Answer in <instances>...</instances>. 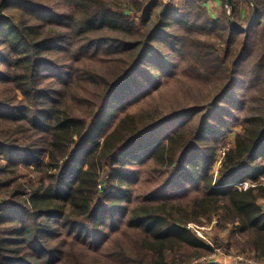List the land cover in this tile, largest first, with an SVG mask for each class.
<instances>
[{
	"label": "trees",
	"instance_id": "16d2710c",
	"mask_svg": "<svg viewBox=\"0 0 264 264\" xmlns=\"http://www.w3.org/2000/svg\"><path fill=\"white\" fill-rule=\"evenodd\" d=\"M125 1L144 29L107 0H0V264H204L213 248L187 224L219 211L261 259L264 187L237 185L264 176V0H222L217 18L206 0ZM177 73L213 90L166 115L112 109ZM237 88L252 104L214 176Z\"/></svg>",
	"mask_w": 264,
	"mask_h": 264
},
{
	"label": "rangeland",
	"instance_id": "374dc122",
	"mask_svg": "<svg viewBox=\"0 0 264 264\" xmlns=\"http://www.w3.org/2000/svg\"><path fill=\"white\" fill-rule=\"evenodd\" d=\"M107 1L114 8L119 7L122 9V11L128 16V18H130V20L139 25L141 30L144 29V27L141 26V13L134 12L135 7L133 4L128 3L125 0ZM144 1L149 2L152 0ZM156 2L160 4L158 0ZM160 2L162 4L161 7H165L163 5H166L168 0H161ZM160 10L162 9L160 8ZM159 13L160 11L156 12L155 15L149 16V21L146 24L149 25L152 21H156L158 19ZM202 38L209 39L208 36L204 34H202ZM148 74L152 75V72H148ZM142 76L141 79L144 81L145 78ZM212 90L213 88L204 79H190L187 78L185 74L177 73L175 75H170L166 80L160 81L158 88L155 90L145 89L143 92L138 93L136 97H133V95L129 96L128 100H124L122 102L115 99L112 109H114L115 112H122L121 114H138L142 112H148L152 113L153 115H166L171 114V112L174 110H178L179 108L183 107V105H193L195 102H198L205 96L209 95ZM232 91L236 97H240L241 95L245 96V105H243L244 108L239 113H237L233 109L232 104H230L232 108L229 107L228 109L221 111L225 117L217 120L215 123V129L217 132H219V135H223V138L220 139L219 143L217 144V148L213 153V159L211 161L212 167L209 171V174H214V176L218 174L222 159L225 155V151L229 149L230 146H232L236 134L241 131L243 119L242 116L247 115V110L252 104V99L249 97L248 91L240 88L233 89ZM134 92L137 93L138 89ZM171 122L172 123H168L169 129L174 127L173 123H176L177 126L180 123L175 120ZM163 137L164 134L157 135L154 139H152V142L156 143L158 139ZM262 167H264V165H262ZM107 179V170H104L99 182L102 188L98 190H103ZM17 181H23V179L18 178ZM259 185L264 187V176L260 177L254 182L251 180H246L245 182L237 185V187L240 189H247L248 187H255ZM185 188L186 191L182 192V195L188 198L196 196L199 192V188H201L200 179H197L196 182L186 180ZM135 190H137V192H144V187L142 184H139ZM172 194L173 192L170 190L165 191V195L167 196H171ZM10 201L11 199L8 197V195L0 197V207L10 205ZM258 203L264 212V199H259ZM223 217L224 216L222 215V212L219 211L217 215L212 217L211 220L202 219L200 223L191 222L187 224V228L190 231L194 232L196 236H198L203 242L211 245L213 248L212 253L208 256H203L204 258H202L201 261L204 264H234L235 262L237 264H256L259 261L264 262V257L258 259L256 254L253 252L250 251L243 253L240 250V248H244V245L252 242L251 239L254 234L247 233L243 237V235L241 236L237 233H232V223H226ZM255 235H257L258 242H264V232Z\"/></svg>",
	"mask_w": 264,
	"mask_h": 264
},
{
	"label": "crops",
	"instance_id": "0c3cea01",
	"mask_svg": "<svg viewBox=\"0 0 264 264\" xmlns=\"http://www.w3.org/2000/svg\"><path fill=\"white\" fill-rule=\"evenodd\" d=\"M204 7L208 10L211 17L217 18L222 11V0H206L203 3ZM241 17L242 25H245V21L250 18V21L254 19V14H251V7L248 3L244 2L241 5ZM264 263V262H263ZM262 262H257L256 264H263ZM234 264H237L236 262ZM255 264V263H254Z\"/></svg>",
	"mask_w": 264,
	"mask_h": 264
},
{
	"label": "built area",
	"instance_id": "2783aa9c",
	"mask_svg": "<svg viewBox=\"0 0 264 264\" xmlns=\"http://www.w3.org/2000/svg\"><path fill=\"white\" fill-rule=\"evenodd\" d=\"M153 1V0H152ZM169 1V0H168ZM149 2H151V1H149ZM102 188V186H101V184L99 183L98 184V189H101ZM202 262V261H201ZM259 262H261V261H259ZM263 263V262H262ZM200 264H202V263H200ZM264 264V263H263Z\"/></svg>",
	"mask_w": 264,
	"mask_h": 264
},
{
	"label": "water",
	"instance_id": "95a60500",
	"mask_svg": "<svg viewBox=\"0 0 264 264\" xmlns=\"http://www.w3.org/2000/svg\"><path fill=\"white\" fill-rule=\"evenodd\" d=\"M228 5L231 6V0H227Z\"/></svg>",
	"mask_w": 264,
	"mask_h": 264
}]
</instances>
